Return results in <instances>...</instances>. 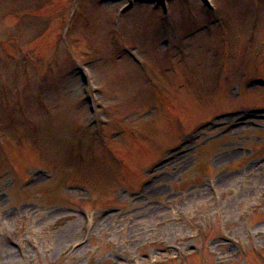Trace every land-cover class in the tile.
<instances>
[{"label":"rangeland","instance_id":"374dc122","mask_svg":"<svg viewBox=\"0 0 264 264\" xmlns=\"http://www.w3.org/2000/svg\"><path fill=\"white\" fill-rule=\"evenodd\" d=\"M0 264H264V0H0Z\"/></svg>","mask_w":264,"mask_h":264},{"label":"water","instance_id":"95a60500","mask_svg":"<svg viewBox=\"0 0 264 264\" xmlns=\"http://www.w3.org/2000/svg\"><path fill=\"white\" fill-rule=\"evenodd\" d=\"M146 1H151V2H153V1H156V0H146Z\"/></svg>","mask_w":264,"mask_h":264}]
</instances>
